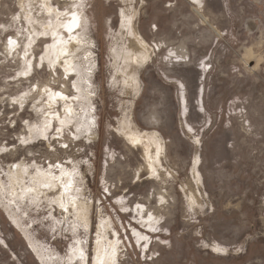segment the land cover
Instances as JSON below:
<instances>
[{"label": "rangeland", "instance_id": "rangeland-1", "mask_svg": "<svg viewBox=\"0 0 264 264\" xmlns=\"http://www.w3.org/2000/svg\"><path fill=\"white\" fill-rule=\"evenodd\" d=\"M0 264H264V0H0Z\"/></svg>", "mask_w": 264, "mask_h": 264}, {"label": "bare ground", "instance_id": "bare-ground-1", "mask_svg": "<svg viewBox=\"0 0 264 264\" xmlns=\"http://www.w3.org/2000/svg\"><path fill=\"white\" fill-rule=\"evenodd\" d=\"M47 3V2H46ZM46 5V4H45ZM75 19V18H74ZM16 48V47H15ZM134 138H137V136L136 137H134ZM136 140V139H135ZM47 177V176H46ZM51 178V177H50ZM104 228V227H103ZM78 248V247H77ZM99 253H101V252H99ZM98 253V254H99ZM110 254V253H109ZM104 255V254H103ZM98 256V255H97ZM102 256V255H101ZM111 256V255H110ZM100 258V257H99ZM97 259H98V257H97ZM97 263V262H96Z\"/></svg>", "mask_w": 264, "mask_h": 264}]
</instances>
